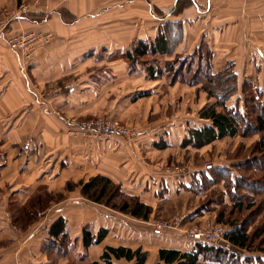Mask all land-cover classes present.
<instances>
[{"label":"crops","instance_id":"1","mask_svg":"<svg viewBox=\"0 0 264 264\" xmlns=\"http://www.w3.org/2000/svg\"><path fill=\"white\" fill-rule=\"evenodd\" d=\"M226 1L232 0H0V12L23 4L30 11L0 41V151L5 164L0 168V264H105L101 257L107 247L141 249L148 254L144 264L161 263L160 250L193 252L192 241L161 233L146 238L135 228L124 230L118 212L86 200L81 188L69 192L66 186L95 176L115 182L121 171L134 178L147 173L140 152L158 156L157 151L173 150L198 125L193 120L169 123L139 129L133 141L101 143L69 135V122L116 116L121 93L131 104L158 97L163 81L130 74L125 52L139 41L155 40L161 29L177 42L166 59L194 52L202 40H211L209 28L218 27L216 13L228 9ZM240 8L251 31L264 33V0H240ZM23 32L48 33L52 39L39 44L26 60L8 44ZM260 49L248 65L260 66ZM161 141L167 149L155 147ZM172 176L147 177L144 186L151 191V202L165 201L166 193H185ZM136 184L132 190L138 189ZM61 193L65 200L40 210V199ZM30 211L33 216H28ZM62 218L66 236H51L52 226ZM85 228L109 233L87 249Z\"/></svg>","mask_w":264,"mask_h":264},{"label":"rangeland","instance_id":"2","mask_svg":"<svg viewBox=\"0 0 264 264\" xmlns=\"http://www.w3.org/2000/svg\"><path fill=\"white\" fill-rule=\"evenodd\" d=\"M226 3H228V9L216 13L218 27L209 28L211 32L209 38L211 40H202L201 42L200 53L205 58L202 61L203 63L191 55L192 51L176 54L174 58L170 59L155 57L159 61L149 58L150 62L153 61V65L159 68L163 75L160 78V81H163L161 93L158 94V97L147 98L134 104L130 103L129 98L125 100L124 93H121L119 112L116 116H113L115 120L144 131L151 128H162L169 123L182 125L192 120L194 124L201 127L208 124L200 118L201 109L215 103L221 95L229 94V103L235 104L237 101L239 103V98H245L246 94L243 93L242 86L247 81L252 89L259 86L264 88V33L259 34L251 31L252 25L243 20L244 14L241 12L240 0L226 1ZM258 47L261 48L260 50L263 53L260 56V66L248 65V61L252 59ZM210 50L213 52V60L207 64L206 57L211 58V56L209 57ZM165 62L171 64L172 72H169V66H165ZM148 67L149 63L140 62L138 72L141 71V74L143 73L149 77ZM176 70L186 80L196 77L197 84L192 86L183 82L170 83ZM211 72L216 75L214 83L208 80V75ZM227 86H235L236 90L230 93ZM206 87L215 92L218 97L209 98L208 92L205 91ZM260 140L264 143V137L262 138L261 135L248 134L245 137L237 136L236 138L223 139L201 150L178 146L166 152L157 151L161 152L157 154L158 156H151L146 150L140 152L144 160L143 162L141 160V163L148 172H140L134 178V175L127 177L121 171L119 176L116 177L117 181L115 183L126 196L136 197L139 201L142 202L143 200V202L150 204L153 214L145 221L118 212L123 221L121 222L124 226L123 229L135 228L138 232L145 234L146 238H150L149 235L157 233L154 226L156 222L175 225L179 221L180 225L178 227L167 229L161 233V236L191 241L188 237L195 229H202L208 233V226L214 228L221 226L217 225L216 222L221 205L213 200L216 199L214 195L220 192L218 190H225V184L222 181L216 185L212 184V189L216 190L214 194L209 195L208 192L197 193L190 190L178 195L166 193V200L163 202H151V191L144 186V182L147 177L150 179V176L166 177L173 174L174 177L178 178L177 176L182 177L188 174L191 175L193 172L205 171L210 166L214 169L232 167L246 159L248 160L249 157L262 156L254 154L255 146ZM237 171L240 176L247 177V181L258 180L261 175L259 172L250 171L246 167L242 171ZM137 182L140 183L138 189L132 190L135 186H138ZM249 187L252 189H241L238 195L244 198L254 196L253 187L255 185L252 184ZM224 202V205L228 207L232 204V201L228 198H224ZM246 203L248 204L247 200ZM206 207H208V210L203 209ZM192 214H199L200 217L192 219ZM254 216V213L245 212L238 216V220L247 227L248 232L258 236L257 241H260L264 238L262 237L264 212L260 216L258 214ZM221 227L228 231L227 227ZM216 246L225 249L231 247L232 252L237 250L222 238L218 239ZM240 252L245 255L255 254L250 253V251Z\"/></svg>","mask_w":264,"mask_h":264},{"label":"trees","instance_id":"3","mask_svg":"<svg viewBox=\"0 0 264 264\" xmlns=\"http://www.w3.org/2000/svg\"><path fill=\"white\" fill-rule=\"evenodd\" d=\"M176 43L177 42L174 38L170 37V34L163 29L160 30L159 35H157L155 40L151 42L139 41L135 43L124 54V59L128 63L129 73L138 74L141 72H138V70H140L139 63H149L147 71L150 79L152 81H159L163 75L161 74L160 69L153 65V61L152 63L150 62L149 58L157 60L155 58L157 56L166 58L167 56L172 55L175 52L174 45ZM200 49V47L197 48L191 55L195 56L198 61L202 62L205 58L200 53ZM212 55L213 52L210 50L209 57L211 56V58L206 57L207 64L213 60ZM166 65L169 66V72H172L171 64L165 62V66ZM177 71L178 70L174 72L173 80H171L170 83L183 82L192 86L197 84L196 77L186 80L182 78L181 74ZM215 78L216 75L212 74V72L208 75L209 82L214 83ZM227 87V89H230V93L236 90L235 86ZM205 89V91L208 92L209 98L218 97L211 89H208L207 87ZM242 90L246 96L244 99H242V97L239 98V103L237 101L235 104H231L228 100L229 94L221 95L220 98H217L215 103L202 109L200 118L208 124L197 128H189L187 130V135L183 138L180 146L182 148L191 147L201 150L212 146L223 139L236 138L237 136L245 137L248 134H255L261 135L263 138L264 88L259 86L252 89L250 83L248 84L247 81V83L243 84ZM253 93L255 94L253 95ZM98 118H109L117 121L108 115L72 121L81 122ZM71 130H73V126L70 125L68 133ZM262 140L256 144L254 150V154L262 156L249 157L248 160L246 159L232 167L209 168L202 172H193L191 175L188 174L182 177L178 176L177 178V180H179V185L183 190H190L197 193L208 192L209 195L216 193V190L212 189V184L216 185L221 181L225 184V190H218L220 192H218L217 195H214L216 199L213 201H216L218 205H221V210L219 211V216L216 222L217 225L228 228L227 238L237 249L235 250L236 252H227L223 248L207 242L192 241L195 245L194 250L193 252L191 251V253H182L176 250H160L159 256L161 263L159 264H264V238L257 241L258 236L252 235L248 232L247 227L238 220V216L245 212L254 213L255 216L257 214L260 216V214L264 212V143ZM98 142L104 143L103 141ZM155 147L164 150L168 148V145L166 142L161 141L155 144ZM242 167H246L253 172H259L261 174L260 178L258 180L247 181L248 178L240 176L237 171H242ZM252 184L255 185V187H253V190L255 191L254 196L244 198L243 196L238 195V193L241 192V189H252L249 187V185ZM77 188H81V194L86 200L105 206L116 212L129 215L133 218L146 221L153 214V209L149 205L142 203L136 197L126 196L123 191H120L121 188L108 177L95 176L89 179L88 182H69L66 186V191L72 192ZM65 198L66 197L63 193L48 194L45 199H40V210L46 209L45 207L50 205V202L58 203L65 200ZM224 198H228L232 201L230 207L224 205ZM246 200L248 201V204L246 203ZM203 209L208 210V207ZM32 212L33 211H30V213L28 212V216H33L35 212ZM25 216H27V214ZM192 217V219H196L200 216L199 214H195ZM65 228L66 220L62 218L52 226L50 231L51 236L65 237ZM108 233V229H101L95 234L90 228H85L83 231L84 246L88 249L91 246L101 244L107 237ZM262 237H264V228ZM240 251H250V253H255L257 255L243 256V254L241 255L237 253ZM147 257L148 254L142 252L141 249L134 251L124 247H107L101 258L105 264H113V259H125L129 262L135 261V264H144Z\"/></svg>","mask_w":264,"mask_h":264},{"label":"built area","instance_id":"4","mask_svg":"<svg viewBox=\"0 0 264 264\" xmlns=\"http://www.w3.org/2000/svg\"><path fill=\"white\" fill-rule=\"evenodd\" d=\"M30 13L27 5H21L20 7L13 10H3L0 12V41L4 39L8 29L13 26V24L22 21ZM52 39L51 34L35 33V32H23L8 40L9 47L13 51L22 52L26 60L32 58L33 51L42 42H46ZM28 62V61H26ZM73 130L68 134L72 136H81L88 139H94L98 141H112L117 138H123L129 141H133L140 136V131L138 128L129 127L120 122L114 121L109 118H98L86 121H70ZM3 157L0 151V168L5 164L1 161ZM180 222L177 221L175 225L156 222L155 231L157 233H163L167 229L173 227H178ZM208 233L202 229H195L189 234L188 239L194 242H207L213 245L218 243V239H225L230 245L233 244L228 240V231L221 226L210 227L208 226ZM228 252H232V248H223Z\"/></svg>","mask_w":264,"mask_h":264}]
</instances>
